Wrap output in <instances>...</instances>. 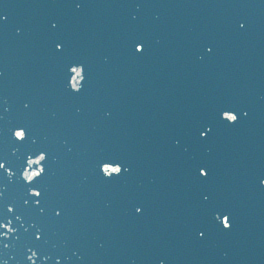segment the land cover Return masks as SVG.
Returning a JSON list of instances; mask_svg holds the SVG:
<instances>
[{"label": "water", "instance_id": "1", "mask_svg": "<svg viewBox=\"0 0 264 264\" xmlns=\"http://www.w3.org/2000/svg\"><path fill=\"white\" fill-rule=\"evenodd\" d=\"M0 12V262L264 264V0H0ZM69 58L88 69L78 93L63 84ZM41 150L45 172L25 182ZM110 155L128 171L108 180L96 161Z\"/></svg>", "mask_w": 264, "mask_h": 264}, {"label": "snow or ice", "instance_id": "2", "mask_svg": "<svg viewBox=\"0 0 264 264\" xmlns=\"http://www.w3.org/2000/svg\"><path fill=\"white\" fill-rule=\"evenodd\" d=\"M6 7V4L3 5ZM79 7V5H77ZM7 20V15L3 12H0V23H3ZM240 27L243 28L244 25L240 24ZM54 48L57 52H60L63 50V44L60 42L55 43ZM132 49L134 53H142L144 50V44L141 40L137 39L134 40L132 43ZM211 51V49H208ZM87 72L88 69L86 65L78 60L75 59H66L62 62L61 67V76L63 80V84L65 89L70 93H78L81 91L83 87V82L87 79ZM217 119L221 122H223L225 125H231L234 124L238 120V115L235 113L233 109L230 108H221L217 114ZM211 131L210 126H204L198 131V135L200 138H205L207 134ZM25 132L28 133L27 128L24 126H18L15 130L11 132V135L15 138L16 141H23L27 138V135H25ZM47 158V153L43 150H41L38 154H35L34 157H30L27 159V165L29 168L32 165H38V167L33 171H28L27 169L22 173V178L25 182H32L35 178H38L43 175L45 172V168L43 166V162ZM0 170H3L4 172H8V169L6 168L5 162L0 159ZM96 170L101 175L102 178L111 180L113 178L119 177L121 174L126 173L128 171V168L125 164V162L118 156H101L96 161ZM27 173V175H26ZM196 174L201 177H207L209 174V170L207 167L201 165L196 169ZM261 184H264V179L260 180ZM29 195L31 197H34V203L39 204L40 200L39 197H41L42 193L36 189H31L29 191ZM9 212L12 211L11 208L7 209ZM137 212H140V208H136ZM54 215L59 216L60 211L57 209L54 212ZM214 219L224 228L228 229L231 226V217L226 212H216ZM0 227H7L6 224H0ZM10 230V229H9ZM202 235V233H201ZM35 238L40 239L41 233L37 231L35 233ZM35 252L32 253V256H35ZM32 256H29L28 259L32 260Z\"/></svg>", "mask_w": 264, "mask_h": 264}, {"label": "clouds", "instance_id": "3", "mask_svg": "<svg viewBox=\"0 0 264 264\" xmlns=\"http://www.w3.org/2000/svg\"><path fill=\"white\" fill-rule=\"evenodd\" d=\"M26 175H27V173H26ZM0 264H3V262H0Z\"/></svg>", "mask_w": 264, "mask_h": 264}]
</instances>
